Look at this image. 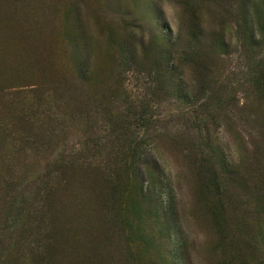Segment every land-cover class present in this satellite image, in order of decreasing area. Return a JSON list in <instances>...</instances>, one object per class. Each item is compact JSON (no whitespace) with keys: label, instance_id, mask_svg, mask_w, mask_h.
<instances>
[{"label":"rangeland","instance_id":"1","mask_svg":"<svg viewBox=\"0 0 264 264\" xmlns=\"http://www.w3.org/2000/svg\"><path fill=\"white\" fill-rule=\"evenodd\" d=\"M5 4L54 41L51 68L0 75V222L6 184L47 171L54 199L10 222L0 264H264V0ZM138 109L123 167L109 132Z\"/></svg>","mask_w":264,"mask_h":264},{"label":"trees","instance_id":"2","mask_svg":"<svg viewBox=\"0 0 264 264\" xmlns=\"http://www.w3.org/2000/svg\"><path fill=\"white\" fill-rule=\"evenodd\" d=\"M18 16V10H10L5 4V0H0V75H6L20 69L37 71L46 67L51 68L53 62L51 55V44L54 41L52 32L49 30H39L37 26L32 27V22L18 21ZM197 93L198 90L194 94ZM145 110H136L135 113L137 114L132 119H125L120 114L115 116L116 124L111 128L109 136L114 137L122 145L121 164L123 167L129 161L131 167L134 168L138 156L137 149H141L145 145V138L139 134L140 128H147L149 126V119L142 115L145 113ZM186 110L187 115L190 117L189 124L191 126L186 124V121H183L181 126L183 125V130L188 132V130L193 129V131L197 132V136L199 135V139L191 141V145L194 146L195 154L200 157L204 152L202 144H205L202 136L200 137L202 128L201 118L208 113V105L194 100L188 104ZM117 124L120 126H117ZM118 128L124 130V132L117 133L115 130ZM139 154H141V151H139ZM195 160H198L196 156ZM201 161H203V168L208 167L205 157ZM61 170H63V167L60 166L57 171L61 172ZM46 172L39 179L31 181L26 177L24 180H18L17 183L6 184L4 186L3 191H1V198H3L2 203L5 212L0 222V245L4 242L3 236L7 235L8 229H11L10 222L16 216L26 217L27 221L29 214L35 211L38 212L37 208L42 207L41 205H51L53 202L54 192L50 188L49 175ZM107 176H110V174ZM113 177L117 179V174L114 173ZM132 177L136 178V180H142V176L138 175L136 169L133 170ZM114 186L115 184L113 188ZM107 194H109V191L104 190L102 197ZM91 196L93 197V194ZM37 197H39V200H37ZM36 200L37 204L35 207L34 203ZM40 200L42 202L39 205ZM82 204L83 196L81 197V206ZM35 223L40 225L41 219L38 218V221ZM40 227L42 228V225ZM37 231L39 232L40 230L37 229ZM41 248V244H35L36 251Z\"/></svg>","mask_w":264,"mask_h":264}]
</instances>
